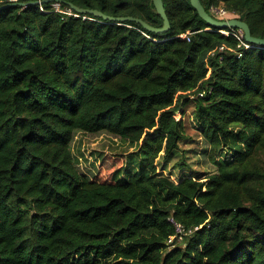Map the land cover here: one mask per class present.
I'll return each instance as SVG.
<instances>
[{"label":"trees","instance_id":"16d2710c","mask_svg":"<svg viewBox=\"0 0 264 264\" xmlns=\"http://www.w3.org/2000/svg\"><path fill=\"white\" fill-rule=\"evenodd\" d=\"M39 1L0 0V264H264V47L189 0H162V34L66 5L160 29L152 0ZM199 2L264 39V0ZM190 103L215 170L172 181L156 160L178 151ZM77 134L136 147L126 173L87 177Z\"/></svg>","mask_w":264,"mask_h":264},{"label":"rangeland","instance_id":"374dc122","mask_svg":"<svg viewBox=\"0 0 264 264\" xmlns=\"http://www.w3.org/2000/svg\"><path fill=\"white\" fill-rule=\"evenodd\" d=\"M192 110L193 105L190 103L185 109V115L181 118L184 122V138L179 142L178 151L166 164L164 170L161 169L162 156L160 155L156 160L158 172L172 181H177L184 176L195 177V174L209 175L215 170L207 159L205 153L207 147L191 116ZM176 117L180 119L177 115ZM134 151L136 147H131L106 134H77L72 143L74 156L83 154V158H80L78 162L79 170L87 177L95 176L98 180H110L116 172L119 177H122L126 173L128 156ZM135 159L138 160L137 157ZM181 159L188 167L177 166Z\"/></svg>","mask_w":264,"mask_h":264},{"label":"water","instance_id":"95a60500","mask_svg":"<svg viewBox=\"0 0 264 264\" xmlns=\"http://www.w3.org/2000/svg\"><path fill=\"white\" fill-rule=\"evenodd\" d=\"M59 2H60V0H42V1L36 2L35 4L42 5V4H46V3H59ZM189 2H190L191 7L197 13L198 17L201 20H203L206 23V25L209 26L210 28L215 29V30H225V29L239 30L242 32L243 40L247 45H250L252 47H264V39H258V38L252 37L250 30H249V27L247 26L246 23H244L238 19H229V20L215 19L205 11V9L200 4L199 0H189ZM152 3L154 6V9H155V13L162 20V28H160V29L152 28V27L148 26L145 22H143L142 20L137 19V18H132V17L113 18V17L106 16V15H104L101 12H98L96 10L79 9L70 3H67L66 5H67V7H69L70 10H72L73 12H75L76 14H79V15H91L93 17L100 18L103 21H107L110 23H117V24H123L126 22H135V23L139 24L144 30H146L148 32H152L155 34L165 33L169 30L170 26H169L168 18L166 16L164 8H163L162 0H152ZM11 5L12 6H17V5L20 6V5H24V4L13 3Z\"/></svg>","mask_w":264,"mask_h":264},{"label":"built area","instance_id":"2783aa9c","mask_svg":"<svg viewBox=\"0 0 264 264\" xmlns=\"http://www.w3.org/2000/svg\"><path fill=\"white\" fill-rule=\"evenodd\" d=\"M54 8L56 9V11H58L57 10V5L56 6H54ZM211 12L217 17V19H219V20H226L227 18H225L226 17V12H224L223 10H217V9H212L211 10ZM67 15H73V16H76L75 14H72L71 12H67ZM219 32H221L222 34H224V35H231V36H233V37H236L239 41H240V43L241 44H243L242 42H241V38L243 37V34H242V32L241 31H230V32H225V31H219ZM181 37H184V36H181ZM244 46H245V48L246 49H249V48H251L252 46H250V45H247V44H243ZM223 48H220V50H222ZM241 55L240 54H238V58L240 57ZM168 221L170 222V224H172L173 225V227H174V232H175V234H174V236H172L170 239H169V241H168V244H173L174 243V241H176V242H180L181 240H182V237L185 235V232H184V230H183V228L181 227V225L180 224H178V223H176L174 220H173V218H169L168 219ZM191 233V231H188V232H186V234H190Z\"/></svg>","mask_w":264,"mask_h":264}]
</instances>
